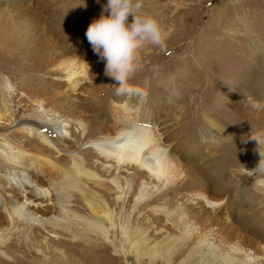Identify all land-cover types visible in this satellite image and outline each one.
<instances>
[{
  "label": "rangeland",
  "instance_id": "obj_1",
  "mask_svg": "<svg viewBox=\"0 0 264 264\" xmlns=\"http://www.w3.org/2000/svg\"><path fill=\"white\" fill-rule=\"evenodd\" d=\"M106 3L0 0V79L10 87L7 101L0 94V127L16 130V120L39 106L70 110L86 126L74 123L58 148L17 129L19 146L36 156L27 173L47 195L36 211L42 221L17 217V189L0 165V264H207L202 236L211 230L224 235L234 226L261 262L264 188L258 183L264 171L249 177L246 170L264 167V0H144L142 11L161 20L168 38L162 46H144L141 69L120 93L86 37ZM72 59L86 73L68 83L62 64ZM126 103L154 124L179 163L171 181L154 182L145 192V171L107 172L88 145L111 133ZM88 156L84 166L94 180L80 175L75 186L55 187L61 172L81 168ZM19 169L12 175L21 176ZM114 180L126 198H117ZM214 187L225 205L213 215L224 226L212 223L211 214L197 215L196 194H215Z\"/></svg>",
  "mask_w": 264,
  "mask_h": 264
},
{
  "label": "bare ground",
  "instance_id": "obj_2",
  "mask_svg": "<svg viewBox=\"0 0 264 264\" xmlns=\"http://www.w3.org/2000/svg\"><path fill=\"white\" fill-rule=\"evenodd\" d=\"M62 71L64 79L68 83L77 82L79 78L84 80L86 73L83 66L79 65L77 61L73 59L62 64ZM9 90L10 87L8 84H5V82L0 79V94L5 101L9 98ZM60 109L56 107L51 109L39 106L35 109L32 116L17 119L16 123L14 122V126H16L15 128L18 130H24L30 135L37 136L42 143H46L49 147L58 148L60 144H63L69 139L71 127L74 123L86 127L84 122H79L70 117L72 114L70 110H64L63 112V109ZM120 112V116L118 120H116L117 125L112 129L111 133L88 142V145L99 155L101 165L105 166L107 172H110L113 168L129 169L131 167L139 172L145 171L147 181H143L141 184L142 192L147 191L154 182L156 185H163L171 181L175 176V168L179 166V163L170 157L167 148L162 145L159 133L154 124H151L148 120H143L138 111L127 106V103L126 106L124 104L121 105ZM4 120L5 119L0 117V123H4ZM206 122L209 126H212V128L215 126V122L211 116L206 117ZM17 129H13L14 131L12 132H7L8 130L4 127H0V165H3L1 169L7 172V180L17 189V208L13 211L15 215H17V217L21 216L28 222L42 221L38 216L39 212L36 211L39 210V206L42 203L41 201L44 200L47 191L36 185L32 175L27 173V164L29 162L33 163L36 156L23 151L22 146H19L16 138ZM52 130L56 133L57 138L50 135L49 132H52ZM224 140L225 138L222 142H225ZM36 147H38V145ZM81 160V168L74 165L72 171L61 172L63 176L62 181L58 182L55 187L63 186L64 188L65 186H75L77 177L80 175L81 180L87 178L91 181L95 179L96 176L84 166L91 163L89 156ZM14 167L20 168L19 170H21L23 174L21 176L12 175ZM263 171L264 167H253L246 170V175L249 177H256L260 176ZM114 182L119 193L117 198H126L128 192L126 194L121 185H119L116 180H114ZM92 183L95 184L96 187L103 186V183L100 184L97 181L95 183L92 181ZM258 184L261 189L264 188V179H260ZM214 189L216 190L215 194L211 193V189L196 194L195 205L199 208L197 215L199 216L203 213L207 215L211 214L210 216L213 217L212 223L217 221L218 224L216 225L220 223L221 226H224V221L215 218L213 215L214 212L224 208V196L221 197L222 192L218 191V188L214 187ZM90 194H92L91 196L95 195L93 192ZM92 209L93 214H95L96 211L93 207ZM105 214L113 222V211L106 210ZM10 216L13 217V214H10ZM185 227L188 229L190 228V231L197 229V225L189 222H186ZM225 228L226 227H221V230L223 231ZM215 229L216 228H214V230ZM102 232L105 233L106 231L103 229ZM227 232L228 233L223 235L221 231L216 232L211 230L209 233L202 236L201 243L203 245L201 247L204 249L201 254L202 257L206 256L207 264H263L264 260H261V262L257 261L255 256L256 251L252 250L253 248L246 247L245 233L241 228L234 226L231 230H227ZM3 256V252L0 250L1 263L4 262ZM132 261L133 264H135L134 260ZM32 262L34 261L32 260Z\"/></svg>",
  "mask_w": 264,
  "mask_h": 264
},
{
  "label": "clouds",
  "instance_id": "obj_3",
  "mask_svg": "<svg viewBox=\"0 0 264 264\" xmlns=\"http://www.w3.org/2000/svg\"><path fill=\"white\" fill-rule=\"evenodd\" d=\"M143 8L144 0H107L86 31L94 53L105 62V75L121 86L118 93L141 69L144 46H162L168 38L161 20Z\"/></svg>",
  "mask_w": 264,
  "mask_h": 264
}]
</instances>
